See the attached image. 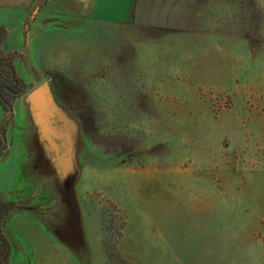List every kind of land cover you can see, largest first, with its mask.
Here are the masks:
<instances>
[{
    "label": "rangeland",
    "instance_id": "obj_1",
    "mask_svg": "<svg viewBox=\"0 0 264 264\" xmlns=\"http://www.w3.org/2000/svg\"><path fill=\"white\" fill-rule=\"evenodd\" d=\"M199 1L187 47L69 76L37 68L47 0H0L23 82L0 155L10 264H50L20 222L52 226L58 264H264V0Z\"/></svg>",
    "mask_w": 264,
    "mask_h": 264
},
{
    "label": "crops",
    "instance_id": "obj_2",
    "mask_svg": "<svg viewBox=\"0 0 264 264\" xmlns=\"http://www.w3.org/2000/svg\"><path fill=\"white\" fill-rule=\"evenodd\" d=\"M189 1L193 11V24L190 26ZM197 4L202 7L199 0H47L45 7L49 6L50 12H44V3L42 14L40 10L36 12L37 31L38 34L42 32V36L38 35V44L40 38L42 45L45 42V48L37 51V68L40 69L41 60L42 68H54L58 63L66 67L68 75L72 76L79 74L82 64L83 68H87V62L95 59L123 63L126 54H133L135 60L137 57L141 60L144 54L179 51L187 47L189 37L197 35L194 14ZM44 30L48 32L44 34ZM165 45L174 48L163 49ZM212 60L211 66L208 64L206 69H202V75L201 72L197 76L193 71L190 73L191 79H201L194 83L213 78ZM16 225L20 231L23 230L36 259L38 255L45 254L50 264H58L61 252L71 253L65 244L61 245L56 240L55 233L44 231L52 226L35 222L25 224L29 226H23L22 222ZM84 239L86 242L85 235ZM12 253L11 245L8 264Z\"/></svg>",
    "mask_w": 264,
    "mask_h": 264
},
{
    "label": "trees",
    "instance_id": "obj_3",
    "mask_svg": "<svg viewBox=\"0 0 264 264\" xmlns=\"http://www.w3.org/2000/svg\"><path fill=\"white\" fill-rule=\"evenodd\" d=\"M7 37V30L0 25V103L4 110V119L0 125V155L6 148V124L12 113V103L22 92L23 82L16 73L13 65V54L2 48ZM6 81L8 84H6ZM11 257V244L5 235V228L0 219V264H8Z\"/></svg>",
    "mask_w": 264,
    "mask_h": 264
},
{
    "label": "water",
    "instance_id": "obj_4",
    "mask_svg": "<svg viewBox=\"0 0 264 264\" xmlns=\"http://www.w3.org/2000/svg\"><path fill=\"white\" fill-rule=\"evenodd\" d=\"M41 93L38 89L33 90L28 94V97L31 101H40Z\"/></svg>",
    "mask_w": 264,
    "mask_h": 264
}]
</instances>
